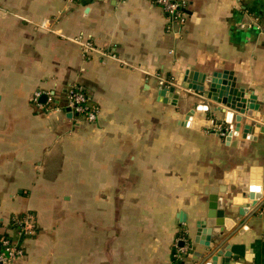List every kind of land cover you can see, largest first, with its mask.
I'll return each mask as SVG.
<instances>
[{
  "label": "crops",
  "instance_id": "crops-1",
  "mask_svg": "<svg viewBox=\"0 0 264 264\" xmlns=\"http://www.w3.org/2000/svg\"><path fill=\"white\" fill-rule=\"evenodd\" d=\"M186 1L189 19L171 32L155 0H0V237L12 216L37 219L13 264H177L181 236L182 264H199L214 238L244 246L230 264H264V0ZM45 23L133 68L84 59ZM190 72L232 74L258 110L182 88ZM162 80L178 99L160 95ZM69 86L99 108L96 124L31 104L41 90L64 105ZM211 120L232 137L208 133ZM216 193L225 226L207 227Z\"/></svg>",
  "mask_w": 264,
  "mask_h": 264
},
{
  "label": "built area",
  "instance_id": "built-area-1",
  "mask_svg": "<svg viewBox=\"0 0 264 264\" xmlns=\"http://www.w3.org/2000/svg\"><path fill=\"white\" fill-rule=\"evenodd\" d=\"M84 0H68L69 5H78ZM155 3L161 7L169 22V31L175 32L177 29L186 25L189 15L187 12L188 2L186 0H155ZM50 25V24H49ZM48 24H42L41 27L52 33L59 34L49 28ZM66 41L76 44L81 51L84 59H91L98 55L103 59H111L120 62L126 67L133 68L130 64L121 60L115 51H109L98 47L90 36L84 34L77 37H68L59 34ZM163 86L177 87L174 82L162 80ZM46 96L45 103L42 102V97ZM31 104L37 111H64L71 113L72 116L83 117L88 123L96 124L99 118V108L95 106L87 95L77 86H69L66 93V104L60 105L58 102L57 93L55 91L44 93L37 91L31 98ZM208 133H213L222 138H226L233 129L224 124H219L215 120H211ZM37 219L31 213L24 215H15L11 218V225L8 233L0 237V264H13L16 260L25 256V248L23 242L27 238H31L36 234ZM179 243H184V247L177 245L175 250V260L181 263L189 254L190 244L185 236L178 239Z\"/></svg>",
  "mask_w": 264,
  "mask_h": 264
},
{
  "label": "water",
  "instance_id": "water-1",
  "mask_svg": "<svg viewBox=\"0 0 264 264\" xmlns=\"http://www.w3.org/2000/svg\"><path fill=\"white\" fill-rule=\"evenodd\" d=\"M91 1L92 0H84L82 4H88ZM184 83L185 84H181V87L186 90L192 89L191 85L195 86V89H197L198 91H200L198 87L201 88L202 97L204 96L205 88L208 86L207 99H213L215 101L217 100V102L222 103L223 106L231 108L241 114H245L248 111L258 110L257 105L253 102L254 97H250L248 99L245 92L236 88V83L234 78L232 77V74L225 76V74L223 73H214L210 78L206 74H201L199 72H190L184 78ZM179 89L180 87H166L161 89L160 95L163 98L178 99L181 95V91ZM46 100V96H43L42 102L45 103ZM70 115L72 114L70 113L69 116ZM253 130V126L247 125L245 127V134H251ZM233 133L234 132H231L228 135V138L232 137ZM219 193H221V195H226L227 188L222 186L219 189ZM219 193L210 195L211 204L207 218V227L225 226L223 225L225 222V199L223 198V196H220ZM253 199V196H250V200ZM179 219L182 222H185V217L183 214L179 217ZM216 219H218L217 222ZM219 234L223 235L222 232H220ZM227 241L228 239L219 241L214 238L213 245L209 247L211 252L208 255L203 256L199 264H230L232 260L239 261L241 258H246L244 246H230L227 244ZM215 242H217V244H215ZM180 246L184 247V243H180Z\"/></svg>",
  "mask_w": 264,
  "mask_h": 264
},
{
  "label": "trees",
  "instance_id": "trees-1",
  "mask_svg": "<svg viewBox=\"0 0 264 264\" xmlns=\"http://www.w3.org/2000/svg\"><path fill=\"white\" fill-rule=\"evenodd\" d=\"M176 261V260H175ZM176 263V262H175ZM177 264H180L179 262ZM182 264V263H181Z\"/></svg>",
  "mask_w": 264,
  "mask_h": 264
}]
</instances>
